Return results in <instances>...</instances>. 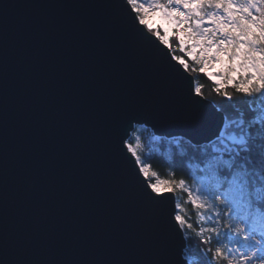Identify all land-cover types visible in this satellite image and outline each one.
<instances>
[{"label": "snow or ice", "instance_id": "1", "mask_svg": "<svg viewBox=\"0 0 264 264\" xmlns=\"http://www.w3.org/2000/svg\"><path fill=\"white\" fill-rule=\"evenodd\" d=\"M176 116L195 191L137 151ZM0 264H264V0L0 6Z\"/></svg>", "mask_w": 264, "mask_h": 264}, {"label": "trees", "instance_id": "2", "mask_svg": "<svg viewBox=\"0 0 264 264\" xmlns=\"http://www.w3.org/2000/svg\"><path fill=\"white\" fill-rule=\"evenodd\" d=\"M198 82L204 85V94L208 97V100L214 103L220 99L219 96L211 91L213 87L212 82L206 77L199 76ZM139 128L136 135L140 137L141 147L137 151L141 154L142 159H145V162L151 166L152 171L157 173L158 177L167 180L185 179L188 185H193L198 182L201 175L198 169L193 167L187 159L182 160L181 156L173 152L170 148L169 142L171 139L173 137L179 138L181 135H159L146 126L142 125ZM133 145L135 146V140H133ZM173 160H175L174 165ZM184 206L188 210L191 221L195 222L196 214L192 211L191 206L185 203ZM194 251L195 249L193 248L189 255L195 256L193 255Z\"/></svg>", "mask_w": 264, "mask_h": 264}, {"label": "water", "instance_id": "3", "mask_svg": "<svg viewBox=\"0 0 264 264\" xmlns=\"http://www.w3.org/2000/svg\"><path fill=\"white\" fill-rule=\"evenodd\" d=\"M59 2H65V0H0V6H2L5 3H16V4H24V3H59ZM25 10L20 9L19 12H23ZM15 22V17L10 18V23ZM183 90L185 94L187 93V83L183 85ZM210 101V100H209ZM206 111L211 113L213 111L211 104L208 105L206 108ZM145 125L150 126L152 131L159 135H166V136H173V135H181L186 136L189 134H192V130L186 126L178 116L176 117H168V118H148V123ZM153 125H156V127H153ZM213 125V122L209 120L207 124V129H211ZM203 134H210V133H202L201 135H197V139H202ZM131 164H128V167L131 168ZM176 204L175 201V194L173 195V201L172 206Z\"/></svg>", "mask_w": 264, "mask_h": 264}, {"label": "rangeland", "instance_id": "4", "mask_svg": "<svg viewBox=\"0 0 264 264\" xmlns=\"http://www.w3.org/2000/svg\"><path fill=\"white\" fill-rule=\"evenodd\" d=\"M194 82H195V81H194ZM211 102H212V101H211ZM143 126H146V127H148L149 129H151L150 126H147V125H145V124H143ZM139 127H140V126H138V128H139ZM139 129H140V128H139ZM151 130H152V129H151ZM157 178L162 179V178H160V177H158V176H157ZM162 180H163V179H162ZM197 183H198V182H197ZM197 183H196V184H193V185H189V186L193 189V191L196 190ZM185 200H186V195H185L183 192L177 190V192L175 193V201H176V204H181V205L185 208V206H184V202H185ZM208 215H209V212L205 211V213H204L205 219L207 218ZM196 220H197V217H196ZM190 256H191V255H190ZM191 258H192L193 260H196V259H197L195 256H191Z\"/></svg>", "mask_w": 264, "mask_h": 264}]
</instances>
